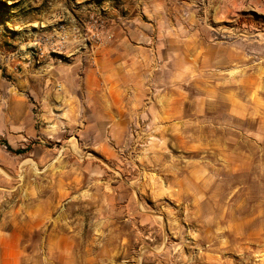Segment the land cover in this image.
<instances>
[{"label": "rangeland", "instance_id": "rangeland-1", "mask_svg": "<svg viewBox=\"0 0 264 264\" xmlns=\"http://www.w3.org/2000/svg\"><path fill=\"white\" fill-rule=\"evenodd\" d=\"M47 1L0 0V35L13 39L24 36L22 42L9 45L17 50L23 45L21 52H28L36 67L52 59L72 63L65 53L52 50L51 44L58 36L47 32L46 26L37 30L27 24L32 15L47 7ZM260 1L264 6V0ZM200 6H194V17L205 20L209 43L221 50L218 58L221 62L205 63L204 68L194 69V85L188 79L189 83H183L179 90L169 85L173 74H151L152 87L147 91L150 104L144 111L141 108L139 112L128 113L125 128L110 129L116 138L109 136L103 147L86 144L80 135L87 121L83 125L77 123L75 132L49 134V127L57 120L67 127V110H74L76 101L83 105L81 92H76V99L71 102L72 93L62 87L57 69L49 93L54 97V109L49 114L44 107V92L40 88L36 94L30 88V80L23 82L26 75L21 67L13 74L1 69L0 232L10 233V238L0 239V260L4 251L11 254L17 248L18 264H25L22 253L31 255L25 243L31 240V248L42 239L50 255L39 253L36 264H100L101 260L103 264H157V261L168 264L146 253L161 245L170 247L181 242V237L168 225V212L163 208L167 205L176 212L180 226L185 227L186 222L178 212L184 207V193L180 192L179 199L153 196L157 178L165 188L172 184L182 190L189 186L199 190L208 179L202 177V172L215 171L205 166L207 162L220 170L216 183L230 176L233 188L244 186L241 192L252 187L253 176L264 183V7L245 14L230 13L221 0L206 8ZM237 17L252 20L237 27L234 24ZM229 49L238 52L241 58L228 62ZM161 79L164 83H160ZM178 91L183 112L171 115L168 101ZM24 108L26 111L28 108V113ZM210 110L216 113V119L211 127L206 122L201 126V121L210 118ZM217 124L223 127H215ZM193 127L200 128L201 139L188 142L185 135ZM14 128L20 130L13 131ZM161 140L173 156L183 154L182 164L193 162L182 174L162 172L149 162L159 154L156 147ZM4 142L24 152H11ZM163 158L170 160L166 153ZM97 171L101 174L92 175ZM240 195L237 193L233 200ZM190 196L195 200L194 192ZM259 211L249 208L237 221L245 231L241 239L253 251L264 243ZM156 216L165 221L163 236L152 223ZM101 233L105 235L96 239ZM112 235L120 237L118 243L111 241ZM190 252L185 247V254ZM239 259L236 252L229 251L219 261L205 258L201 264H228V261L236 264Z\"/></svg>", "mask_w": 264, "mask_h": 264}, {"label": "crops", "instance_id": "crops-1", "mask_svg": "<svg viewBox=\"0 0 264 264\" xmlns=\"http://www.w3.org/2000/svg\"><path fill=\"white\" fill-rule=\"evenodd\" d=\"M216 1L219 0H83L82 3L77 0H48L47 7L32 15L27 24L37 30L46 26V31L51 33L60 25H68L69 17L78 26H95L94 31L100 33L101 39L106 41L105 45H99L92 37L85 42V46L80 47L76 56L94 50L96 63L88 67L82 79L86 81L87 94L94 103L103 92L104 99L102 106L97 107L98 114L117 129L125 128L128 113L139 112L141 108L144 111L150 104L147 91L151 89L152 82L149 73L173 74L169 85L179 90L183 88L185 80L189 79L194 85V69L204 68L205 63L214 65L217 61L221 62L218 60L222 55L221 50H216L215 45L209 43L205 20L194 17V6L199 8L201 4V8H206ZM221 2L230 13L246 14V11L263 9L260 0H254L253 7L244 9L233 7L227 0ZM45 21L54 23L45 25ZM68 39H71L70 35ZM22 40L24 36L13 39L10 35H0V72L4 69L7 74H13L21 67L26 75L23 82L30 80V88L37 94L40 88L42 91L45 88L52 91L50 86L54 83L57 69L62 87L69 94L72 93L71 102H74L76 92L80 91L76 89L70 74L62 75L71 63L62 64L52 59L44 66L36 67L28 52H21L9 45L10 42L15 45ZM226 56L230 60L228 62L236 57L241 58L238 52L230 49L226 51ZM71 62L74 63L75 58ZM165 66L166 70L162 71ZM168 103L171 115L182 114L181 92H176ZM53 106L54 97L48 94L47 114L51 110L53 112ZM24 111L28 113V108L27 111L24 108ZM18 260L16 248L11 254L4 251L0 264H18Z\"/></svg>", "mask_w": 264, "mask_h": 264}, {"label": "clouds", "instance_id": "clouds-1", "mask_svg": "<svg viewBox=\"0 0 264 264\" xmlns=\"http://www.w3.org/2000/svg\"><path fill=\"white\" fill-rule=\"evenodd\" d=\"M11 3V0H9ZM78 3H82L83 0H77ZM227 3L231 4L235 8H251L253 7L254 0H227ZM264 7V6H262ZM59 19V17H57ZM70 20L68 25H60L55 28L53 34L58 36V39L54 44H51V48L54 51H60L65 53L71 60L75 58V62L71 63V66L67 68L62 75H71L72 82L75 83V87L82 94L83 105L80 101H76L75 109H68L66 114L67 127L64 123L59 120L54 125H51L48 129L49 134L62 133L71 130L75 132V125L80 123L83 125L84 121H87V127L83 128L80 135L85 140L86 144H95L98 148L103 147L104 144L108 142L109 136L116 138L110 129L115 131L114 124H105L104 118L98 114L97 107L102 106V101L104 99L103 92L96 98V102L93 103L92 99L87 94V84L84 79H82V74L86 72L88 67L95 64L94 50L93 52L84 54L81 53L80 56H76V53L80 52V47L85 46V42L100 35L97 31H94V25H86L84 27L78 26L74 20ZM251 17H237L234 21L237 27L245 22H251ZM45 25L54 23V21H45ZM11 27V25H9ZM86 29V30H85ZM61 32L66 33L71 36L68 39V35H61ZM91 34V35H89ZM51 40V37H49ZM264 40V38H262ZM22 50L23 45H20ZM83 58V62L82 59ZM166 70V66L165 69ZM170 71V70H169ZM77 73L81 75H77ZM151 74L149 73V76ZM160 83H164V79H161ZM183 83H189L185 80ZM81 85H84L81 88ZM44 107L47 110V97L50 89L45 88L44 90ZM62 98V97H61ZM211 99V97H209ZM210 118H205L201 121V126L206 122L210 127L212 126V121L216 119V113L210 110ZM51 121V117H47ZM187 128L188 126L185 125ZM215 127L222 128L223 124H217ZM3 125L0 123V135L3 134ZM20 129L14 128L13 131H19ZM195 133V135H194ZM33 135V133H29ZM118 135V133H117ZM130 135V134H129ZM249 136L253 133H248ZM207 139V137H204ZM23 139V137H20ZM201 139V133L199 127H193L191 131H188L185 135V140L188 142L199 141ZM75 143V141H72ZM165 141L161 140L156 147L155 159L149 161L153 163L155 167L160 168L162 172H172L174 174L181 173L183 169L188 167L191 163L189 161L187 164H182L184 161L183 154H178L173 156L169 152L168 148L164 146ZM167 154L170 160L165 161L163 154ZM147 159V156L144 157ZM223 159V158H221ZM174 165V167H173ZM205 166L212 167L215 171L212 174L207 172H202V177L207 176L208 179L204 181L202 188L197 190L191 186L185 189H180L178 186L170 184L167 188L164 187V183L159 181L157 178L156 184L153 186V196L159 197L161 195L172 196L173 199H179V194L181 191L184 193V207L178 210L179 215L186 222L185 227H181L177 219V213L173 212L171 209L164 206L163 210L168 212V225L174 229V234L181 237V242L179 244H172L170 247L158 246L152 252L146 253L153 259L160 257L168 262V264H201V262L207 258L209 261H219L221 255L225 252L234 251L240 257L236 264H256V261H264V243H261L256 251L247 247V242L241 238L245 236L244 227L242 224H238L237 221L240 220L241 214L251 208L255 211L259 208L260 211L257 214L259 217L260 230L264 231V183L259 182V179L253 176V184L250 189L246 192H241V187L233 188L231 177L227 179H219L216 183V179L219 175V169L215 168V165H208L205 162ZM264 172V168H262ZM101 173L93 172L92 175H99ZM178 181L176 184L178 185ZM137 186L139 182H137ZM195 193V200L191 199L190 193ZM237 193L241 195L233 200ZM245 201H252L254 203L246 204ZM258 201V203H255ZM192 205H195L193 208ZM227 217V219H226ZM23 221V218H22ZM225 223L223 226L221 222ZM153 225L160 229L159 235L163 236L164 219L160 216H156L152 220ZM198 225V226H197ZM21 227H24V223H21ZM100 235L97 234L96 239ZM4 237L10 238V233L0 232V239ZM190 238V239H188ZM120 237L116 235L111 236V241L119 242ZM106 241V242H111ZM81 244H84V240L81 239ZM32 241L29 240L25 243L24 247L31 252L22 253L24 256L25 264H36V256L39 253H43L45 256H49L50 253L47 251L44 241L41 239L37 244L29 248ZM185 247L191 249L190 254H185ZM78 256L83 260L82 255L78 252ZM253 257L256 261H253ZM100 264H103L101 260ZM159 264V261H157ZM228 264H232V261H228Z\"/></svg>", "mask_w": 264, "mask_h": 264}, {"label": "trees", "instance_id": "trees-1", "mask_svg": "<svg viewBox=\"0 0 264 264\" xmlns=\"http://www.w3.org/2000/svg\"><path fill=\"white\" fill-rule=\"evenodd\" d=\"M4 144L8 147L9 151L14 152L16 154H22L24 150L19 149V150H14L7 142H4Z\"/></svg>", "mask_w": 264, "mask_h": 264}, {"label": "built area", "instance_id": "built-area-1", "mask_svg": "<svg viewBox=\"0 0 264 264\" xmlns=\"http://www.w3.org/2000/svg\"><path fill=\"white\" fill-rule=\"evenodd\" d=\"M94 38L99 45H105L106 41H103V39H101V37L99 35L94 37Z\"/></svg>", "mask_w": 264, "mask_h": 264}]
</instances>
